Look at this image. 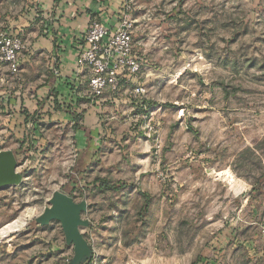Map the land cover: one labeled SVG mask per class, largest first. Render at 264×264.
<instances>
[{
    "label": "rangeland",
    "instance_id": "obj_1",
    "mask_svg": "<svg viewBox=\"0 0 264 264\" xmlns=\"http://www.w3.org/2000/svg\"><path fill=\"white\" fill-rule=\"evenodd\" d=\"M35 1L0 0L24 44L16 72L0 62V151L23 175L0 188V264L72 258L59 221L35 222L55 190L87 203L82 264H264V0H126L142 94L94 97L77 66L63 107H6L40 91L20 73Z\"/></svg>",
    "mask_w": 264,
    "mask_h": 264
},
{
    "label": "crops",
    "instance_id": "obj_2",
    "mask_svg": "<svg viewBox=\"0 0 264 264\" xmlns=\"http://www.w3.org/2000/svg\"><path fill=\"white\" fill-rule=\"evenodd\" d=\"M125 1L36 0L34 6L27 9L26 15L18 20V24L24 27L26 42L33 51L31 58L27 59L26 63L23 62L20 73L26 86L39 83L40 91H37L34 97L33 94L27 96L25 93L14 92L13 95H8L9 98L6 97V107L22 106L32 110L46 103L52 95L57 96V92L67 98L74 96V94L68 96L66 83L76 78L79 37L93 20L114 28L121 18L120 12ZM129 17L131 18L130 15ZM38 56L47 57V64L55 61L51 72L45 69V64L37 66L35 58ZM54 68L59 70V74L53 73ZM89 77L90 73L84 69L76 78V83L81 81L86 86L87 93ZM108 91L110 92L109 89L105 90L104 97L105 95L110 97ZM61 95L57 97L61 98Z\"/></svg>",
    "mask_w": 264,
    "mask_h": 264
},
{
    "label": "built area",
    "instance_id": "obj_3",
    "mask_svg": "<svg viewBox=\"0 0 264 264\" xmlns=\"http://www.w3.org/2000/svg\"><path fill=\"white\" fill-rule=\"evenodd\" d=\"M130 4L125 1L120 12L121 18L114 28L106 27L102 22L91 21L78 40V68L88 70V92L100 97L105 90L116 92L122 85H136L141 70L140 57L133 47V22L129 17ZM24 48L22 38L17 33L0 31V62L7 65L11 72L19 67L18 54ZM54 74H59L57 68ZM133 92L142 94L140 85L133 86ZM264 234V226L261 230ZM264 248V242H263ZM71 258H65L68 264Z\"/></svg>",
    "mask_w": 264,
    "mask_h": 264
},
{
    "label": "water",
    "instance_id": "obj_4",
    "mask_svg": "<svg viewBox=\"0 0 264 264\" xmlns=\"http://www.w3.org/2000/svg\"><path fill=\"white\" fill-rule=\"evenodd\" d=\"M18 163L12 150L0 151V188L18 185L23 175L17 170ZM85 200L76 202L71 196L55 190L49 198V205L35 217L39 225H47L53 220L60 222L65 242L72 245L73 256L68 264H82L86 262L92 252V246L81 232V227H88L90 222L83 219L81 213L86 210Z\"/></svg>",
    "mask_w": 264,
    "mask_h": 264
},
{
    "label": "trees",
    "instance_id": "obj_5",
    "mask_svg": "<svg viewBox=\"0 0 264 264\" xmlns=\"http://www.w3.org/2000/svg\"><path fill=\"white\" fill-rule=\"evenodd\" d=\"M66 81L67 80H65V83H66ZM66 85H69V86H71V87H75V83H73L72 81H68L67 83H66ZM58 93V95H61V93H59V92H57ZM57 95V96H58ZM71 95V94H70ZM56 96V97H57ZM62 97L60 98V97H57V98H55L53 101L59 106V107H63V105H66V100H65V98H66V96L64 95V94H62L61 95Z\"/></svg>",
    "mask_w": 264,
    "mask_h": 264
},
{
    "label": "bare ground",
    "instance_id": "obj_6",
    "mask_svg": "<svg viewBox=\"0 0 264 264\" xmlns=\"http://www.w3.org/2000/svg\"><path fill=\"white\" fill-rule=\"evenodd\" d=\"M16 225L17 224H15V225H12V226H10V227H8L10 230H11V228H14V227H16ZM8 231V230H7Z\"/></svg>",
    "mask_w": 264,
    "mask_h": 264
}]
</instances>
